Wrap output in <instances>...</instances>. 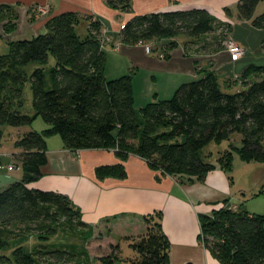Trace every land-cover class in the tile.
Masks as SVG:
<instances>
[{"label": "trees", "instance_id": "1", "mask_svg": "<svg viewBox=\"0 0 264 264\" xmlns=\"http://www.w3.org/2000/svg\"><path fill=\"white\" fill-rule=\"evenodd\" d=\"M262 0H239L237 18L251 27L264 30V12L254 16ZM110 5L122 12L131 11L128 0H112ZM16 12L0 5V22L11 31ZM79 17L64 13L45 23V33L29 40L8 41V52L0 56V146L2 127L31 126L40 118L47 126L41 132L30 131L14 141V149L23 176L0 191V247L10 227L55 234L59 221L78 218L79 229L86 228L83 240H89L93 227L80 220L78 209L66 195L29 188L46 165V142L58 136L70 152L113 150L120 161L129 154L144 159L148 166L181 182H202L215 167L207 163L202 150L211 143L240 136V148H234L243 162L264 165V76L248 78L235 93L222 92L215 73L205 71L191 82L181 84L166 100L152 101L137 110L134 107L130 74L106 80L103 74L105 54L100 47V24L91 21L88 35L75 33ZM231 25L216 20L204 9L174 10L133 17L119 33L122 43H154L183 35L198 53L216 54L225 49ZM170 45L169 48H172ZM49 56L55 60L47 68ZM31 64L37 67L27 74ZM241 77V76H240ZM29 82L32 113L23 114L24 85ZM230 86V84L228 85ZM217 164L231 172L232 153L225 151ZM4 167V166H3ZM123 177L121 166L101 167L96 176ZM144 218L146 230L141 237H125L132 254L120 257L121 242L111 245V253L97 257L101 264L124 261L128 264H169L167 237L158 222ZM200 238L220 264H264V215L249 214L241 208L220 207L200 217ZM17 264H92L85 246L41 245L33 253L14 252Z\"/></svg>", "mask_w": 264, "mask_h": 264}, {"label": "crops", "instance_id": "2", "mask_svg": "<svg viewBox=\"0 0 264 264\" xmlns=\"http://www.w3.org/2000/svg\"><path fill=\"white\" fill-rule=\"evenodd\" d=\"M111 1L0 0V5L10 6L19 18L28 22L24 35L19 36L26 40L45 33L46 21L64 13L79 17L74 30L80 38L81 35L87 37L91 21L99 22L100 39L108 40L103 48L104 77L113 80L130 74L137 110L152 101L169 99L181 84L199 79L205 71L215 73L219 82L240 75L250 66H257L250 64L237 69V65L247 60L246 49L244 44L232 38V43L244 49L237 59H232L226 50L216 54L198 53L195 46L188 45L190 39L179 42V36L151 43V54L145 53L142 44L128 45L119 40V25L144 14L204 9L216 20L230 24L234 17L230 9L239 0H128L131 6L128 13L110 5ZM43 9L46 13L40 12ZM170 45L173 47L169 48ZM25 128L15 134L21 136L33 131ZM45 142L46 165L41 169L42 176L29 184V188L66 195L78 209L85 225L96 227L109 221L117 226L118 235L124 238L144 234V218L158 217L169 244V264H220L198 238L200 217L209 216L220 207L237 211L240 205L235 204L231 195L229 175L219 168L217 161L211 163L215 168L208 172L204 181L181 182L150 168L135 154L120 161L113 150L70 152L58 136L47 137ZM18 154L17 150L0 153V165H13L14 168L6 171L5 178H0V184L5 187L23 176L17 166L20 164ZM118 165L124 171L123 177L110 175L99 179L96 176L99 168Z\"/></svg>", "mask_w": 264, "mask_h": 264}, {"label": "rangeland", "instance_id": "3", "mask_svg": "<svg viewBox=\"0 0 264 264\" xmlns=\"http://www.w3.org/2000/svg\"><path fill=\"white\" fill-rule=\"evenodd\" d=\"M234 15L232 17L231 35L227 43L223 44L226 50L231 46H238L235 43H231L232 40L244 44L246 49V61L241 62L237 65V69L254 64L256 67H262L264 65V30H258L251 27L249 22L240 21L237 19L236 6L230 9ZM40 12L46 13L45 9ZM264 12V0H262L256 7L254 16H258ZM6 22H0V56L5 55L8 52L7 42L12 40H26L19 38L20 35H24V32L28 26V22L23 17H17L13 22L14 26L11 31L6 32L4 25ZM32 27V26H31ZM81 30V28H80ZM77 34L78 31H76ZM80 35V34H79ZM232 36V37H231ZM81 35V38H84ZM183 39L188 40L189 38L179 35L178 41L181 42ZM239 47V46H238ZM244 50V49H243ZM227 52V51H226ZM244 53V52H243ZM54 59L49 56L47 68L53 66ZM37 65L31 64L26 67L25 71L30 74ZM264 67V66H263ZM259 69H254L252 72L249 71L248 78L254 79L257 76H264V73L259 72ZM264 72V70H263ZM241 74V73H240ZM232 76V75H231ZM241 76V77H240ZM244 75H238L232 79L219 80V85L224 93H235L241 87L242 79ZM230 84V86L227 85ZM23 114L32 113V95L30 91L29 82L24 85L23 89V105L20 109ZM48 126L40 119L34 120L31 126L22 127L25 129H33L35 132H41ZM22 128H11L4 126L2 127L3 138L0 146V153L2 152H15L14 141L20 136L15 134V131H21ZM240 148V136L233 134L228 141H223L219 144L211 143L202 150V155L207 163H215L222 153L225 151H231L232 153V168L229 175V181L231 183V195L235 200L236 205H240L238 209H245L250 214H264V165L257 162H243L240 160L237 152L234 148ZM208 153H210L208 155ZM4 165L3 169H0V178H5L7 166ZM13 166V165H12ZM20 168V164L17 165ZM12 171V170H11ZM21 171V169H20ZM5 186L0 184V191ZM234 194V195H233ZM236 194V195H235ZM152 222L157 221L154 217H150ZM78 218L73 217L72 219L64 217L59 221V226L55 234L48 235L46 232L31 231L28 236L25 232V228L21 227H10L6 229L4 234V243L0 247V264H17L13 257L14 252L27 251L33 253L34 250L41 247V245H76L85 246L87 252L92 258V264H101L96 259L97 257H106L111 253L110 246L121 242L124 237L118 235L117 226L111 222H103L99 226L93 227V233L89 240H83L86 233V228L79 229L75 223ZM144 235V234H142ZM142 235H139L140 237ZM138 236V237H139ZM121 254L120 257L125 259L132 254V251L127 247L124 242H121ZM34 264H40L37 260ZM116 264H128L124 261L116 262Z\"/></svg>", "mask_w": 264, "mask_h": 264}, {"label": "built area", "instance_id": "4", "mask_svg": "<svg viewBox=\"0 0 264 264\" xmlns=\"http://www.w3.org/2000/svg\"><path fill=\"white\" fill-rule=\"evenodd\" d=\"M43 11V10H42ZM124 25L125 24H121L119 25V31L123 30L124 29ZM108 43V40L106 38L104 39H100V47L103 49L105 47V44ZM232 43V42H231ZM139 44H142L144 46V51L146 54H151L152 53V46H151V43H139ZM227 53L232 57V59H237L239 58L244 50L241 49L240 47L234 45V46H231V48H227L226 49ZM162 57V56H160ZM4 167L0 165V169H3ZM7 171H11L13 170L14 168L12 166H7Z\"/></svg>", "mask_w": 264, "mask_h": 264}]
</instances>
